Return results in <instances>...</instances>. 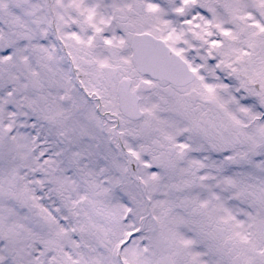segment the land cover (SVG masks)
Listing matches in <instances>:
<instances>
[{
	"label": "snow or ice",
	"instance_id": "1",
	"mask_svg": "<svg viewBox=\"0 0 264 264\" xmlns=\"http://www.w3.org/2000/svg\"><path fill=\"white\" fill-rule=\"evenodd\" d=\"M0 264H264V0H0Z\"/></svg>",
	"mask_w": 264,
	"mask_h": 264
}]
</instances>
